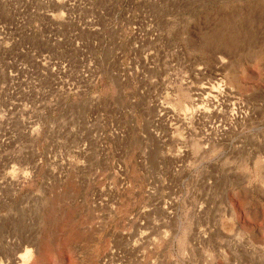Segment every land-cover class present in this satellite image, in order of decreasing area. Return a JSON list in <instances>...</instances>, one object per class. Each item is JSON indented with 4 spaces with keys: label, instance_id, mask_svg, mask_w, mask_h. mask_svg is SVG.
Returning <instances> with one entry per match:
<instances>
[{
    "label": "rangeland",
    "instance_id": "obj_1",
    "mask_svg": "<svg viewBox=\"0 0 264 264\" xmlns=\"http://www.w3.org/2000/svg\"><path fill=\"white\" fill-rule=\"evenodd\" d=\"M22 262L264 264V0H0Z\"/></svg>",
    "mask_w": 264,
    "mask_h": 264
},
{
    "label": "bare ground",
    "instance_id": "obj_2",
    "mask_svg": "<svg viewBox=\"0 0 264 264\" xmlns=\"http://www.w3.org/2000/svg\"><path fill=\"white\" fill-rule=\"evenodd\" d=\"M17 259H18V257H17ZM24 262H22V264H23Z\"/></svg>",
    "mask_w": 264,
    "mask_h": 264
}]
</instances>
